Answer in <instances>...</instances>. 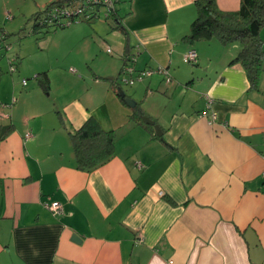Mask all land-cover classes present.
I'll list each match as a JSON object with an SVG mask.
<instances>
[{
  "label": "crops",
  "instance_id": "crops-1",
  "mask_svg": "<svg viewBox=\"0 0 264 264\" xmlns=\"http://www.w3.org/2000/svg\"><path fill=\"white\" fill-rule=\"evenodd\" d=\"M17 1L0 0V11L35 15L57 0ZM195 2L122 0L118 25L93 18L53 33L62 35L56 46L71 44V59L94 66L24 71L17 61L10 72L19 78L0 80V126L11 128L0 142V264H264V72L251 89L230 64L237 44L184 40ZM215 4L231 13L240 0ZM188 50L197 54L190 67ZM126 54L134 71L161 67L172 79L153 74L125 93L142 124L106 80ZM43 72L46 91L35 79ZM205 96L211 125L201 116ZM89 119L113 133L114 148L86 172L70 133ZM52 202L61 215L45 207Z\"/></svg>",
  "mask_w": 264,
  "mask_h": 264
},
{
  "label": "trees",
  "instance_id": "trees-1",
  "mask_svg": "<svg viewBox=\"0 0 264 264\" xmlns=\"http://www.w3.org/2000/svg\"><path fill=\"white\" fill-rule=\"evenodd\" d=\"M79 0H57L48 4L41 12L34 15L35 20L42 18L38 27H65L62 22L54 24L51 21L49 12L55 6L69 5ZM122 0L114 2V7L108 13L107 19H111L114 25H118V11L116 6ZM195 7L197 16L190 25L189 34L184 40L193 42L197 40L216 39L222 45L235 43L239 46L236 57L230 64L239 63L244 69L250 88L256 90L258 87L259 76L264 72V45L260 39V32L264 29V0H240L239 9L235 12L224 13L219 11L215 0H196ZM96 7L91 8L90 17L85 22H90L98 17ZM62 25V26H61ZM0 37L3 40L6 36L0 28ZM124 66L130 59V54L123 58ZM123 66V67H124ZM15 70V68H13ZM122 70V69H121ZM121 73V72H120ZM119 75L116 79H106L117 96L123 103L124 100L119 97L117 88L119 87ZM38 84L43 90L48 88V78L46 73H39L35 76ZM143 112L136 105L132 110L131 118L136 122H141ZM11 128L0 126V142L9 134ZM70 140L75 156L76 167L80 170L90 172L106 163L113 156L114 136L112 132L101 130L98 124L89 119L81 128L70 133Z\"/></svg>",
  "mask_w": 264,
  "mask_h": 264
},
{
  "label": "rangeland",
  "instance_id": "rangeland-1",
  "mask_svg": "<svg viewBox=\"0 0 264 264\" xmlns=\"http://www.w3.org/2000/svg\"><path fill=\"white\" fill-rule=\"evenodd\" d=\"M15 1L18 2L17 0H12L13 3H15ZM4 11H8L9 15L5 16V12L0 11V28L2 32L6 34L3 40L0 39L1 81H8L9 78L11 80H17L19 78L17 77L19 74L16 72L11 74L10 72L11 68H15L16 70L18 62L22 64L24 71L58 65L66 71H69L71 67L79 73L78 67L82 65L83 68H89L91 65L94 66V64L87 62L81 56L71 59L69 54L72 52V48L69 42L59 47L55 45L58 41L62 42V35L58 34L53 36L54 31L57 30L60 32L69 27L63 29H60V27H47L50 25L49 23L47 26L38 27L40 20L44 18V16L35 20L34 14H28L29 12H27V10L23 12L24 15L6 8H4ZM97 15V19L102 22L107 24L114 23L110 18H103L104 8H99ZM0 37L2 36L0 35ZM17 56L18 60L15 59ZM56 58L59 59L58 62H55ZM13 59H15V63L13 66H10L8 61ZM185 66L190 67V65L187 64H185ZM31 80H33L32 77L29 78V82ZM119 87L127 95H130L131 89L134 88V86H126L123 83H120Z\"/></svg>",
  "mask_w": 264,
  "mask_h": 264
},
{
  "label": "built area",
  "instance_id": "built-area-1",
  "mask_svg": "<svg viewBox=\"0 0 264 264\" xmlns=\"http://www.w3.org/2000/svg\"><path fill=\"white\" fill-rule=\"evenodd\" d=\"M116 1L117 0H79L69 5L67 4L55 6L52 10H50L49 16L51 21L54 22V24L56 21H61L62 25L64 24L66 27L73 22L87 20L90 17L91 8L96 7L97 10L99 8H104L103 18L107 19L108 13L110 12V10L113 9L114 2ZM58 22H56V26H58ZM107 51L109 53L111 52L110 49H108ZM130 59L132 60L133 58ZM130 59L128 62L131 61ZM128 62L122 68L119 76V82L123 83L126 86H132L136 81H141L147 77H150L153 74L163 75L164 82L167 84L171 83L172 81L167 71L161 67L156 69H145L140 72H136L131 66H129ZM183 62L188 65L196 64V52L194 50H188L183 56ZM11 71H14V69H12ZM25 84L26 82L23 81V85ZM212 104L213 100L209 96H205V109L202 112L201 116L207 118V122L209 125L213 124L217 119L215 111L212 110ZM30 137V133L25 134V138ZM45 207L49 211H51L54 216H59L62 214V206L58 202L45 204Z\"/></svg>",
  "mask_w": 264,
  "mask_h": 264
},
{
  "label": "water",
  "instance_id": "water-1",
  "mask_svg": "<svg viewBox=\"0 0 264 264\" xmlns=\"http://www.w3.org/2000/svg\"><path fill=\"white\" fill-rule=\"evenodd\" d=\"M65 1H68V0H65ZM117 93H118L119 97L124 100V103L130 109H133L136 106V102L133 99L127 97L125 92L121 88H117ZM142 121H143L144 124L150 125V126H152L154 128L156 136H158V137L161 136V131H160L159 126L156 125L153 120H151L147 116H143L142 117Z\"/></svg>",
  "mask_w": 264,
  "mask_h": 264
},
{
  "label": "bare ground",
  "instance_id": "bare-ground-1",
  "mask_svg": "<svg viewBox=\"0 0 264 264\" xmlns=\"http://www.w3.org/2000/svg\"><path fill=\"white\" fill-rule=\"evenodd\" d=\"M195 65V64H194Z\"/></svg>",
  "mask_w": 264,
  "mask_h": 264
}]
</instances>
